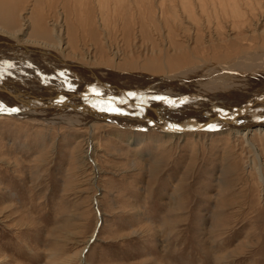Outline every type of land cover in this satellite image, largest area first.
I'll return each instance as SVG.
<instances>
[{
  "label": "rangeland",
  "instance_id": "rangeland-1",
  "mask_svg": "<svg viewBox=\"0 0 264 264\" xmlns=\"http://www.w3.org/2000/svg\"><path fill=\"white\" fill-rule=\"evenodd\" d=\"M0 29L20 52L198 77L264 49V0H0ZM48 125L0 119V264H264V134L258 171L225 134L162 147Z\"/></svg>",
  "mask_w": 264,
  "mask_h": 264
},
{
  "label": "bare ground",
  "instance_id": "bare-ground-1",
  "mask_svg": "<svg viewBox=\"0 0 264 264\" xmlns=\"http://www.w3.org/2000/svg\"><path fill=\"white\" fill-rule=\"evenodd\" d=\"M18 32L0 29V119L49 124L50 129L60 124L72 130L82 124L90 130L106 125L117 129L121 140L137 145L154 131L162 147L187 134L196 139L225 134L227 141L240 140L249 150L251 167L260 161L253 135L264 134V49L220 57L215 71L199 72L198 77L190 73L198 66L148 74L67 63L54 48L36 40L32 44L38 48L21 47V52L45 60H31L15 47ZM43 62L47 67L39 65ZM226 145L231 147L230 142Z\"/></svg>",
  "mask_w": 264,
  "mask_h": 264
},
{
  "label": "water",
  "instance_id": "water-1",
  "mask_svg": "<svg viewBox=\"0 0 264 264\" xmlns=\"http://www.w3.org/2000/svg\"><path fill=\"white\" fill-rule=\"evenodd\" d=\"M93 202H94V199H93ZM97 216H98V215H97ZM99 223H100V220H99V216H98V221H97V223H96V226H95L94 232H93L92 236H91L90 239H89V242L94 238V235H95V233H96V229H97Z\"/></svg>",
  "mask_w": 264,
  "mask_h": 264
},
{
  "label": "snow or ice",
  "instance_id": "snow-or-ice-1",
  "mask_svg": "<svg viewBox=\"0 0 264 264\" xmlns=\"http://www.w3.org/2000/svg\"><path fill=\"white\" fill-rule=\"evenodd\" d=\"M12 111H15V109H12Z\"/></svg>",
  "mask_w": 264,
  "mask_h": 264
}]
</instances>
